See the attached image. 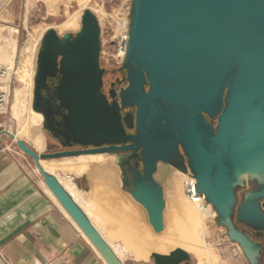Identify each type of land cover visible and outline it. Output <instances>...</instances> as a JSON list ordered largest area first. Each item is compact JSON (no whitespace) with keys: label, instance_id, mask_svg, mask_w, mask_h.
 <instances>
[{"label":"water","instance_id":"1","mask_svg":"<svg viewBox=\"0 0 264 264\" xmlns=\"http://www.w3.org/2000/svg\"><path fill=\"white\" fill-rule=\"evenodd\" d=\"M101 50L100 22L86 9L78 30L67 27L60 36L49 29L38 52L33 118H48L42 90L59 77V133L68 147L83 149L39 152L4 131L108 264L125 263L41 160L98 156L115 166L117 152L140 151L144 174L131 197L155 233L165 228L164 189L154 176L159 162L190 170L218 224L249 264H260L263 245L238 223L264 233V0H132L120 66L127 85L118 92L104 91ZM32 122L33 132L49 128L44 119ZM238 188L247 189L239 202ZM151 256L154 264H195L181 247Z\"/></svg>","mask_w":264,"mask_h":264},{"label":"flooded vegetation","instance_id":"2","mask_svg":"<svg viewBox=\"0 0 264 264\" xmlns=\"http://www.w3.org/2000/svg\"><path fill=\"white\" fill-rule=\"evenodd\" d=\"M101 66L107 70L104 75V91L106 93L110 90H116L118 92L122 87L127 85V82L123 80L125 74L120 71V67L106 66L102 63V60ZM59 80V77L49 79L46 88L42 90L43 113L49 115L48 118L45 116H36L33 118L31 114V126L28 135L41 139V144L38 142L35 143L36 147L40 149L45 143L51 148L48 152L83 149V147L78 145L68 147L69 141L59 133L62 129L60 123L61 111L58 108V101L54 95ZM134 111V108L126 110V112L132 113ZM32 119L39 122L40 119H44L46 126L49 128H42L38 132L31 131L33 125ZM127 133L133 134L134 130L127 129ZM114 158V162L116 161L115 166L108 165L100 160L98 156H94L93 160L68 158L60 162H51L56 167L51 169L76 174L75 181L82 189L77 186L72 178L69 179L79 189L82 198L85 201L89 200L94 205L100 228L109 235V238L111 233L121 238L123 243H115L113 240L112 242L118 245L123 244L129 255L130 252H133L137 257H147L153 252L168 254L178 247L195 253L194 247L200 240V217L194 212V209L193 212L196 216H183L176 204L171 189L163 187L166 200V208L164 210L165 228L162 233H158V239L152 232L151 227L144 222L143 218L146 217L145 213L142 212L131 197L134 180L140 174H144L145 166L141 152L132 150L119 151ZM53 160L58 161L60 159ZM176 169L170 164L159 162L158 169L154 175L155 179L163 186V184L173 180V172ZM179 173L181 175V171ZM250 186L254 187L255 183H252ZM240 190L243 195L247 191L246 188ZM85 195L89 196V198ZM182 199L184 200V195ZM113 201L118 203L114 208L112 206ZM238 225L263 245L261 264L264 254V233L256 232L240 223Z\"/></svg>","mask_w":264,"mask_h":264},{"label":"rangeland","instance_id":"3","mask_svg":"<svg viewBox=\"0 0 264 264\" xmlns=\"http://www.w3.org/2000/svg\"><path fill=\"white\" fill-rule=\"evenodd\" d=\"M131 3L132 0H0V64L13 66L12 68L8 66L13 71L12 75L7 79L11 87L10 98L8 109L5 113L0 114L4 122L0 123V129H6L14 133L17 139H24L30 145L38 149L35 143L38 142L41 144V139L30 137L27 134L31 126L34 75L37 69L38 52L44 34L51 28L57 30L60 36L67 27H73L77 30L81 26L82 14L86 9H90L97 16L100 26H103L106 24L107 20L105 16L106 12L116 11L121 8L130 9ZM15 28L17 32L12 34L11 31ZM9 38L15 39L17 45L13 65L8 64L9 61L5 53ZM27 41H32L37 44V47L29 69L20 77L19 74H16V70L21 49ZM101 60L104 65H117L113 62L108 63L105 58ZM50 149L51 148L44 143L43 147L38 150L39 152H48ZM31 160L33 159L31 158ZM60 161H63V159L58 161L50 159L44 161L43 164L46 169L50 171L48 167L56 168L51 162ZM62 175L67 178H72L75 181L76 174L72 172H62ZM77 186L82 189L78 184ZM86 197L89 198V196ZM242 198L243 193L240 188H238L236 197L237 202ZM136 204L139 205L138 203ZM207 211L210 212L211 215L213 214V216L206 221L205 219L207 217L200 218V240L194 247L196 254L190 252L193 256L194 263L249 264L239 243L233 242L228 236L227 229L218 224L216 213L214 211L212 213L211 207H209ZM99 224L100 223H98L97 227L103 230L100 228ZM106 236L108 237L109 235L106 234ZM110 239L115 243H123L122 239L113 233L110 234ZM115 243H113V245L116 248L125 252L122 258L125 264H154V259L151 254L147 257H137L133 252H130L129 255L123 244L118 245ZM261 264H264V254Z\"/></svg>","mask_w":264,"mask_h":264},{"label":"crops","instance_id":"4","mask_svg":"<svg viewBox=\"0 0 264 264\" xmlns=\"http://www.w3.org/2000/svg\"><path fill=\"white\" fill-rule=\"evenodd\" d=\"M16 48L15 40L12 65ZM17 70L20 77L26 71L20 60ZM4 130L0 129V264H107L46 186L35 162ZM48 169L60 181L72 182L61 171Z\"/></svg>","mask_w":264,"mask_h":264},{"label":"built area","instance_id":"5","mask_svg":"<svg viewBox=\"0 0 264 264\" xmlns=\"http://www.w3.org/2000/svg\"><path fill=\"white\" fill-rule=\"evenodd\" d=\"M105 16L107 19L106 24L101 25V59L105 58L108 63L113 62L117 64L113 66L120 67L125 60L128 49L130 9L121 8L116 11L106 12ZM106 66L113 67L109 64ZM12 73L13 71L8 66L0 64V114L5 113L8 109L11 87L7 79ZM196 184L197 180L189 170L184 181V188L188 198L201 205L204 209L211 207L212 213L213 211L216 213L213 206L206 200L205 195L197 191ZM212 216L213 214L207 217L205 221Z\"/></svg>","mask_w":264,"mask_h":264},{"label":"bare ground","instance_id":"6","mask_svg":"<svg viewBox=\"0 0 264 264\" xmlns=\"http://www.w3.org/2000/svg\"><path fill=\"white\" fill-rule=\"evenodd\" d=\"M81 17V16H80ZM68 28H72V27H68ZM57 31V30H56ZM12 34L16 33L17 30L16 29H12ZM15 45V39L13 38H9L8 40V46L6 47V57L8 58L9 61V56H11L12 54V47H14ZM41 46V45H40ZM37 47V44L33 43L32 41H27L25 43V45L22 47L21 52H20V65L25 69H29L30 64L33 61V56H34V52L35 49ZM8 64H11V62L9 61ZM7 65V64H6ZM9 66V65H8ZM10 68H12L13 66H9ZM16 74L18 75V72L16 70ZM32 113V111H31ZM33 115V113H32ZM29 134V133H28ZM27 134V135H28ZM16 136V135H15ZM29 136V135H28ZM17 139V137H16ZM77 159V158H76ZM84 159H90V158H84ZM46 160H41V163L44 167V169L49 172L46 167L44 166L43 162ZM163 163V162H161ZM166 164V163H163ZM37 168V166L35 167ZM40 171V170H39ZM179 169H176L175 172H173L174 178L171 182H168L166 184H163V187H168L171 189L172 191V195L176 201L177 206L179 207L181 214L183 216H196L194 214V212L200 217V218H204V217H209L211 215L210 212H208V208L204 209L201 207V205L193 202L190 198H188L186 192H185V188L183 190V186L184 184H182V181L184 182V179L186 177V174L184 172L181 171V175H182V181H181V175L179 173ZM51 173V172H49ZM38 174H41L40 172ZM52 174V173H51ZM54 175V174H53ZM57 178V177H56ZM58 179V178H57ZM59 180V179H58ZM60 181V180H59ZM45 183V181H44ZM60 183L64 186V188L69 192V194L72 196V198L75 200V202L83 209V211L87 214V216L89 217V219L91 220V222L94 224V226L98 229V231L102 234V236L107 240V242L110 244V246L113 248V250L115 251V253L119 256V258L122 260L125 252L122 251L121 249L116 248L111 239L108 238L106 236V232L103 230H100L97 226L99 223V219L96 217V211L94 209V205L92 203L86 202L82 196L81 193L78 191V189L76 188L75 184L70 182L69 180H61ZM46 184V183H45ZM47 186V185H46ZM48 187V186H47ZM50 190V189H49ZM51 191V190H50ZM52 192V191H51ZM53 194V193H52ZM54 195V194H53ZM184 195V201L182 199ZM55 196V195H54ZM55 198L57 199V197L55 196ZM122 200V199H121ZM57 201L59 202V200L57 199ZM60 203V202H59ZM118 203H116V201H113L112 206L113 208L117 205ZM61 205V204H60ZM62 206V205H61ZM142 212L145 213L146 217L143 218L144 222L147 223L150 227L151 225L147 222V214L144 208H142L141 206L137 205ZM63 207V206H62ZM64 208V207H63ZM194 209V212H193ZM65 210V208H64ZM66 211V210H65ZM67 212V211H66ZM70 216V215H69ZM71 217V216H70ZM72 218V217H71ZM73 219V218H72ZM76 223V222H75ZM77 224V223H76ZM78 225V224H77ZM79 226V225H78ZM81 229V228H80ZM82 230V229H81ZM152 232L155 234V236H157L158 238V233H155L153 228L151 227ZM162 233V232H161ZM86 235V234H85ZM87 236V235H86ZM107 237V238H106ZM87 238L89 239V237L87 236ZM159 239V238H158ZM90 240V239H89ZM91 241V240H90ZM99 251V250H98ZM100 253V252H99ZM101 254V253H100ZM101 256L103 257V255L101 254ZM104 259V258H103ZM107 263V262H106ZM108 264V263H107Z\"/></svg>","mask_w":264,"mask_h":264}]
</instances>
